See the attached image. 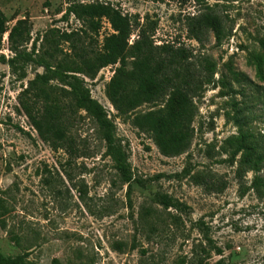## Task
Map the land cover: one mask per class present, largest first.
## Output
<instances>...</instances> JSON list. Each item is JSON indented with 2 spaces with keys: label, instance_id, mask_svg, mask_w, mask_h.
Masks as SVG:
<instances>
[{
  "label": "rangeland",
  "instance_id": "obj_1",
  "mask_svg": "<svg viewBox=\"0 0 264 264\" xmlns=\"http://www.w3.org/2000/svg\"><path fill=\"white\" fill-rule=\"evenodd\" d=\"M80 1L111 3L127 15L130 44L144 28L155 46L185 50L177 68L181 79L193 75L186 137L167 152L158 143L157 117L171 88L118 111L106 93L111 65L85 80L114 123L130 182L108 154L100 123L84 110L70 111L69 87L56 79L46 88L66 109V141L54 148L46 128L36 127L22 107L26 100L45 105L43 97L22 92L46 70L21 58L3 61L2 55L14 56L6 32L0 44L2 253L23 255L25 264H264V0ZM66 7V0H0L9 28L18 20L30 25L24 47L31 51L36 42V55L52 63L70 53L63 32L82 27L73 14L64 17ZM208 17L220 20L221 40L211 26L201 27ZM112 32L104 18L98 43ZM155 50L165 55L168 49ZM130 70L136 85L132 58Z\"/></svg>",
  "mask_w": 264,
  "mask_h": 264
},
{
  "label": "trees",
  "instance_id": "obj_2",
  "mask_svg": "<svg viewBox=\"0 0 264 264\" xmlns=\"http://www.w3.org/2000/svg\"><path fill=\"white\" fill-rule=\"evenodd\" d=\"M67 7L64 17L73 14L82 22V27L70 32H63L62 40L69 43L70 53L57 63L48 62L45 57L36 55V42L31 51L24 45L31 40L30 25L27 20H18L9 28L8 18L0 9V44L3 36L9 31L10 49L14 56L2 60L14 64L19 58L24 61H34L46 70L45 74H37L30 80L23 94H32L36 98L43 97L45 105L38 108L29 100L22 101L25 113L34 120L40 130L45 127V138L52 141L54 148L62 146L65 130L61 126V119L66 115V109L57 100L51 97L46 88L50 80L56 79L69 89L65 90L72 95L73 106L86 111L95 117L103 129V138L106 141L108 154L115 162L125 182H130L127 157L121 144L114 135V123L108 118L103 106L94 99L86 86L85 77L94 79L99 71L107 66H116L111 76L106 93L115 108L120 112H128L136 108L145 99H150L158 91L171 88L166 107L157 117L158 143L163 151H170L179 147L185 140V128L192 113V104L189 99L188 85L193 75H186L181 79L182 70L177 63L184 59L185 50L174 49L171 45L155 46L151 37L141 28L138 38L130 44L133 28L129 17L123 14L111 3L92 2L84 3L80 0H66ZM104 18L109 19L113 32L107 35L102 43H98L99 32ZM209 25L215 31L216 39L221 40L222 26L217 17H208L201 27ZM91 41L87 43L86 39ZM198 38L199 34H194ZM199 39V38H198ZM154 48L165 50L166 54L154 51ZM36 55V56H35ZM135 63V82L130 70V59ZM63 88V86H60ZM52 90L57 88L49 85ZM166 94V93H165ZM75 108V109H76ZM240 117L237 116V120ZM48 131V132H47ZM52 135V136H51ZM66 141V139H64ZM24 256L6 257L0 250V264H25Z\"/></svg>",
  "mask_w": 264,
  "mask_h": 264
}]
</instances>
